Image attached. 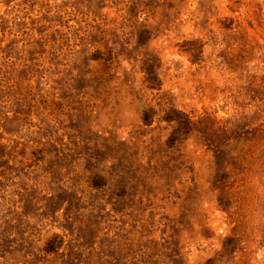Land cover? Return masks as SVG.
<instances>
[{
    "label": "rangeland",
    "instance_id": "obj_1",
    "mask_svg": "<svg viewBox=\"0 0 264 264\" xmlns=\"http://www.w3.org/2000/svg\"><path fill=\"white\" fill-rule=\"evenodd\" d=\"M0 264H264V0H0Z\"/></svg>",
    "mask_w": 264,
    "mask_h": 264
}]
</instances>
